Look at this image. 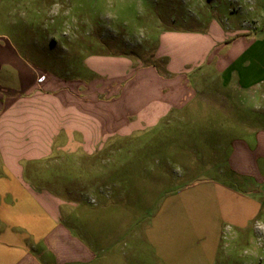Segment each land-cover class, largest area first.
Segmentation results:
<instances>
[{
    "label": "rangeland",
    "instance_id": "374dc122",
    "mask_svg": "<svg viewBox=\"0 0 264 264\" xmlns=\"http://www.w3.org/2000/svg\"><path fill=\"white\" fill-rule=\"evenodd\" d=\"M241 31L264 33V0H0V35L26 61L84 83L115 74L111 62L135 68L155 62L156 54L166 65L173 59L177 67L199 70L209 40ZM116 81L119 87L125 82ZM228 99L207 91L177 113L195 116L184 129L151 128L115 140L97 159L79 161L83 180L63 196L72 203L64 214L68 228L101 251L95 264H196L210 249L213 264H244L264 247L263 215L254 232L240 231L235 221L210 211L207 197L186 192L161 207L164 197L195 180L226 182L228 174L216 170L225 157L218 146L264 128V83ZM109 166L115 171L96 178L97 168ZM154 223L163 233L164 257L146 237Z\"/></svg>",
    "mask_w": 264,
    "mask_h": 264
},
{
    "label": "crops",
    "instance_id": "0c3cea01",
    "mask_svg": "<svg viewBox=\"0 0 264 264\" xmlns=\"http://www.w3.org/2000/svg\"><path fill=\"white\" fill-rule=\"evenodd\" d=\"M169 43L171 39L165 42L167 47ZM209 45L199 70L187 71L188 64L177 67L173 59L165 65L159 61L164 56L156 54L155 62L135 68L111 62L118 67L115 74L84 83L26 61L0 35V264L97 262L101 251L70 230L64 214L72 205L66 199L70 187L83 180L79 161L95 154L97 159L102 150L112 149L115 140L151 128L184 129L195 116L177 113L207 91L228 102L264 83V33L241 31L217 42L209 40ZM120 78L125 81L120 82L122 87L116 81ZM245 132L218 146L225 157L216 170L228 174L226 182L212 178L190 182L164 197L162 209L175 195L188 192L207 197L210 211L235 221L240 231L254 232L258 218L264 217V128ZM112 171L110 166L97 168L96 178ZM58 187L64 191L53 189ZM250 190L253 195H248ZM160 213L153 220H159ZM145 233L157 246L158 256L164 257L160 227L154 223ZM214 254L210 249L209 258L196 264L215 263ZM249 256L244 264H264V247Z\"/></svg>",
    "mask_w": 264,
    "mask_h": 264
},
{
    "label": "built area",
    "instance_id": "2783aa9c",
    "mask_svg": "<svg viewBox=\"0 0 264 264\" xmlns=\"http://www.w3.org/2000/svg\"><path fill=\"white\" fill-rule=\"evenodd\" d=\"M38 82H41V80L39 79Z\"/></svg>",
    "mask_w": 264,
    "mask_h": 264
},
{
    "label": "trees",
    "instance_id": "16d2710c",
    "mask_svg": "<svg viewBox=\"0 0 264 264\" xmlns=\"http://www.w3.org/2000/svg\"><path fill=\"white\" fill-rule=\"evenodd\" d=\"M163 64H165V61H163ZM166 65V64H165Z\"/></svg>",
    "mask_w": 264,
    "mask_h": 264
}]
</instances>
